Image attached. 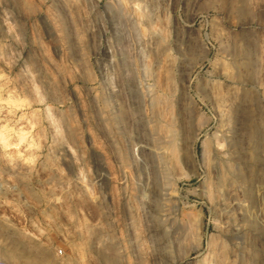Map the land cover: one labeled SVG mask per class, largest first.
Returning a JSON list of instances; mask_svg holds the SVG:
<instances>
[{
  "label": "rangeland",
  "instance_id": "obj_1",
  "mask_svg": "<svg viewBox=\"0 0 264 264\" xmlns=\"http://www.w3.org/2000/svg\"><path fill=\"white\" fill-rule=\"evenodd\" d=\"M0 264H264V0H0Z\"/></svg>",
  "mask_w": 264,
  "mask_h": 264
}]
</instances>
